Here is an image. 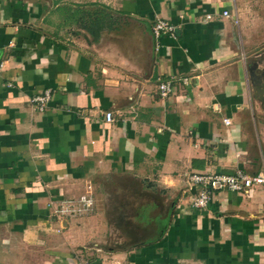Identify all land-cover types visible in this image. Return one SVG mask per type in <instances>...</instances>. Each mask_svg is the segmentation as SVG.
I'll use <instances>...</instances> for the list:
<instances>
[{
    "label": "crops",
    "instance_id": "obj_1",
    "mask_svg": "<svg viewBox=\"0 0 264 264\" xmlns=\"http://www.w3.org/2000/svg\"><path fill=\"white\" fill-rule=\"evenodd\" d=\"M237 170L264 171V0H0V264H264L261 187L190 206Z\"/></svg>",
    "mask_w": 264,
    "mask_h": 264
},
{
    "label": "built area",
    "instance_id": "obj_2",
    "mask_svg": "<svg viewBox=\"0 0 264 264\" xmlns=\"http://www.w3.org/2000/svg\"><path fill=\"white\" fill-rule=\"evenodd\" d=\"M222 16L228 17V11H223ZM209 19L210 16L205 17ZM237 23V20H235ZM153 35L157 38L161 35H168L175 37L176 28L174 25L163 19H156L152 26ZM183 84H188L189 79L183 77L180 79ZM175 79L168 78L161 81L158 86V94L160 97H167L173 90ZM51 98V91L45 89L42 93L32 96L29 100L32 108L38 111L44 110ZM104 120L106 122L113 121V115L110 111L104 113ZM225 124H229V120L224 119ZM189 183L196 188L190 198V206L193 209L201 210L208 205L213 192L223 187L233 192H248L253 187H261L264 190V171L257 174H248L244 171L237 170L233 173H208L199 172L192 173L188 176ZM94 208V197L88 191L80 195L75 200H64L60 206L53 209V214L61 218L85 216L92 212Z\"/></svg>",
    "mask_w": 264,
    "mask_h": 264
},
{
    "label": "rangeland",
    "instance_id": "obj_3",
    "mask_svg": "<svg viewBox=\"0 0 264 264\" xmlns=\"http://www.w3.org/2000/svg\"><path fill=\"white\" fill-rule=\"evenodd\" d=\"M89 13H93V11L92 12H89ZM94 13L97 14V12H94ZM100 19H102V18H100ZM92 20H93L92 19V16L86 17V18H84L82 20V22H81V24L79 26H82L85 29V31L87 30L90 34H92L94 30H97V25L96 24H93L92 23ZM78 33H80V32H78ZM82 33L85 34V32H82ZM102 191L103 190L101 189L100 193H102Z\"/></svg>",
    "mask_w": 264,
    "mask_h": 264
}]
</instances>
